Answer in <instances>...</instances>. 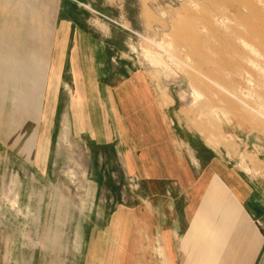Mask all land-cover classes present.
<instances>
[{"label": "crops", "instance_id": "1", "mask_svg": "<svg viewBox=\"0 0 264 264\" xmlns=\"http://www.w3.org/2000/svg\"><path fill=\"white\" fill-rule=\"evenodd\" d=\"M86 4L124 5L0 0V145L25 146L21 172L48 178L69 145L94 194L82 205L117 209L81 220L70 264H264V137L225 154L174 120L175 101L132 70L109 25L89 27ZM127 177L131 206L97 199ZM52 233L42 256L62 252Z\"/></svg>", "mask_w": 264, "mask_h": 264}, {"label": "rangeland", "instance_id": "2", "mask_svg": "<svg viewBox=\"0 0 264 264\" xmlns=\"http://www.w3.org/2000/svg\"><path fill=\"white\" fill-rule=\"evenodd\" d=\"M120 1V11L84 5L89 27L109 25L114 38L125 42L132 70L175 101L174 120L199 132L212 148L221 145L223 153L243 157L246 137H264V0ZM28 148L32 163L35 146ZM22 150L0 145V264H70L66 249L74 248L70 238L81 220L117 209L102 214L82 205L94 194L80 152L71 154L69 145L62 146L49 178L32 167L21 172ZM122 185V193L102 192L97 199L114 197L113 203L131 206L132 178L120 180ZM49 229L60 236L49 246L62 251L56 257L42 256Z\"/></svg>", "mask_w": 264, "mask_h": 264}]
</instances>
